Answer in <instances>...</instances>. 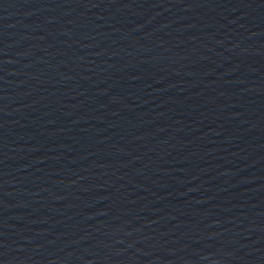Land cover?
<instances>
[{"label": "water", "instance_id": "1", "mask_svg": "<svg viewBox=\"0 0 264 264\" xmlns=\"http://www.w3.org/2000/svg\"><path fill=\"white\" fill-rule=\"evenodd\" d=\"M0 264H264V0H0Z\"/></svg>", "mask_w": 264, "mask_h": 264}]
</instances>
